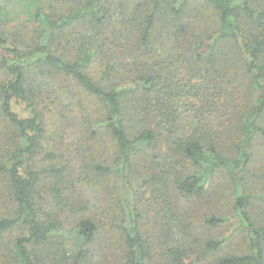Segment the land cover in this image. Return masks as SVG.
Instances as JSON below:
<instances>
[{
  "label": "trees",
  "instance_id": "1",
  "mask_svg": "<svg viewBox=\"0 0 264 264\" xmlns=\"http://www.w3.org/2000/svg\"><path fill=\"white\" fill-rule=\"evenodd\" d=\"M71 1L75 6L59 13L53 0L49 11L43 10L41 0H31L26 6L37 25L26 34L21 30L27 27L6 31L0 20V111L18 134L0 165L16 205L13 218L0 217V234L17 227L26 230L15 239L13 260L89 264L93 257L99 225L84 214L67 227L59 208L48 211L37 202L41 173L25 170L47 132L49 117L40 106L59 103L69 108L79 90L98 103L102 112L96 127L105 129L116 144L115 164L95 170L123 179L126 209L117 225L121 264H264V226L253 219L241 180L235 208L248 237L244 254L220 256L224 240L201 244L174 197L203 198L216 169L237 175L251 162L254 140L264 139V5L259 0H199L217 14L218 34L194 37L182 70L173 67L182 55L162 60L155 27L164 20L188 33L193 0H136L132 12L122 0H64ZM226 44L240 60L253 102H240L234 92L236 77L223 69L229 63ZM126 55L132 60L130 75L120 72V57ZM14 103L24 104L31 115L21 117ZM207 124L222 129L213 131ZM233 124L238 125L234 139ZM225 135L234 141L235 158L226 156ZM141 164L149 168L143 195L150 193L155 202L149 231L139 208L143 198L138 200L131 188ZM186 164L192 172L185 171ZM48 171L56 183L68 180L64 169ZM209 222L219 225L224 220Z\"/></svg>",
  "mask_w": 264,
  "mask_h": 264
},
{
  "label": "rangeland",
  "instance_id": "2",
  "mask_svg": "<svg viewBox=\"0 0 264 264\" xmlns=\"http://www.w3.org/2000/svg\"><path fill=\"white\" fill-rule=\"evenodd\" d=\"M51 0H41L43 10L49 11ZM57 12L64 13L73 8L75 3H65L64 0H53ZM120 1V0H117ZM31 0H0V20L2 27L8 32L13 27L20 26L28 29L21 30L24 34L36 27V23L30 17L27 3ZM127 12H132L136 6V0H122ZM264 5V0H259ZM72 5V6H70ZM19 9V11H13ZM190 18L189 31L185 35L179 32V28L170 25L169 21L159 20L155 27V38L159 42L157 48L162 49L161 58L173 61L180 55V63L173 67L184 69L189 57V46L194 37L200 34L214 36L218 34V17L214 9L206 6L199 0H193L192 9L188 13ZM18 37H21L19 32ZM9 41H11L9 39ZM229 63H224V68L233 77H236L234 86L236 96L240 102H253L254 92L248 81L243 77L242 65L236 59L231 44H226ZM1 56V53H0ZM121 58L120 72L130 75L132 60L129 56ZM184 63V64H183ZM172 66L170 62L167 64ZM4 80L0 72V81ZM15 111L21 117H29L31 112L24 104L14 103ZM42 112L49 117L45 128L46 134L41 138L40 149L33 159L27 161L26 169L40 172L43 178L37 191V202L45 210L57 209L61 220L67 227L79 220L84 214L91 216L101 228V235L92 246L93 257L89 264H121L123 248L117 234V225L125 213V193L123 191V179L117 173L102 176L96 166L111 167L116 162V144L105 129H97L96 120L100 116L101 108L98 103L86 94L76 90L73 104L68 108L67 104L59 103L42 104ZM41 110V109H39ZM100 110V112H99ZM264 123V119H263ZM193 125V124H192ZM214 131L221 130L219 124H207ZM264 125V124H263ZM227 128L228 124H225ZM233 139L236 137L238 125L233 124ZM232 129V128H231ZM16 130L2 117L0 111V165L8 151L18 141ZM225 135L222 141L226 145L224 150L228 158H235L232 148L233 140H227ZM53 154L54 157H48ZM251 162L237 175L227 168H219L214 172L207 186V193L203 198H186L174 196L175 203L181 214L185 215L187 223H192L201 244L218 240H224L219 255L244 254L249 251L248 237L241 226L238 211L235 208V198L238 193L240 181L250 196V213L259 227L264 226V139L257 137L250 150ZM185 167H188L186 164ZM64 169V179L57 182L53 172L49 169ZM149 168L139 165L138 173L132 180L131 188L139 200V208L144 213L145 230H151L152 217L155 214V202H151V194H144L142 182L146 179ZM184 170V169H183ZM185 171L192 172L190 166ZM59 190V192H58ZM136 198V197H135ZM85 207V208H84ZM16 205L10 196L8 182L0 173V217H14ZM224 220L219 225L211 224L210 219ZM26 230L13 229L0 234V264H16L13 260L12 247L18 236L24 235ZM155 259V256H154ZM196 264V263H194Z\"/></svg>",
  "mask_w": 264,
  "mask_h": 264
}]
</instances>
